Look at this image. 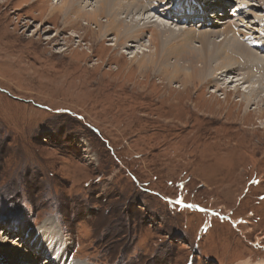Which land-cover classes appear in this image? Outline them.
<instances>
[{
  "label": "rangeland",
  "instance_id": "obj_1",
  "mask_svg": "<svg viewBox=\"0 0 264 264\" xmlns=\"http://www.w3.org/2000/svg\"><path fill=\"white\" fill-rule=\"evenodd\" d=\"M56 2L0 0V233L10 226L2 239L13 244L0 242V264L46 219L64 252L85 264H264V100L246 116L217 78L182 84L192 67L181 55L148 64L150 25L116 47L115 32L52 17ZM260 2L195 4L211 24L195 13L150 20L183 33L162 32L165 48L200 54L221 39V22L238 24L242 34L228 35L241 42L256 36ZM195 26L215 35L185 39ZM137 46L145 51L132 58Z\"/></svg>",
  "mask_w": 264,
  "mask_h": 264
},
{
  "label": "bare ground",
  "instance_id": "obj_2",
  "mask_svg": "<svg viewBox=\"0 0 264 264\" xmlns=\"http://www.w3.org/2000/svg\"><path fill=\"white\" fill-rule=\"evenodd\" d=\"M56 1H57L56 3L58 4L50 9V15L52 17L55 16V14L60 13L64 17H66V19L68 17H71L70 25H74V24L77 25V23H79L80 20H83L85 25L89 23L93 24V27L98 30L99 36L101 35L103 36L106 33L115 32L116 37L112 45L116 47L123 46L125 43H127V38H131L133 37V35L134 36L139 35L140 31L142 32L147 31L146 30L147 26L150 25L148 29L152 31V34L148 42L144 43L143 46L150 47L151 45L154 48L155 58L147 60L146 62L148 61L150 62L148 64H151L153 66L157 64L158 66L159 64H161V62H164L166 60L165 58H167L168 55H174V56L181 55L182 58H178V59H184L186 62L188 61L189 66L192 67V71L190 73H184L182 75L183 76L182 84L183 83L188 84L190 82H195V81L200 82L206 80L207 78L210 79L215 77L218 79L217 82L220 81V85H219L220 87L228 88V93H230V91H232L233 94L238 93L237 96H239V98H237L236 100L239 102V106H241V104L244 103L246 116L250 113L249 111H247L248 110L247 106H249L250 104L256 103L257 105L255 104L256 106L253 109L254 110L257 109V111H260L259 102L264 100V84L262 83V81H264V51H262L261 48H259V46L260 44L264 45V43H261L264 42V16L260 20L261 21L260 28L256 30L257 35L256 36L246 35L244 36L245 41L243 42L228 35L229 31H234V33H237L239 31L237 29L238 24H236L233 21L228 23H226V21L221 22L223 25V31L219 42H216L215 40V42H212L214 43L213 45H211L210 43L211 47L204 48L202 53L199 54L196 52L194 53L190 47H186V46H181L173 49L176 52L168 50L170 45L168 48H165L164 44L166 40L162 39L163 37L162 34L165 36L166 34L162 32H166L171 35L176 33L179 34L182 32L176 31V28L173 29L172 27L167 26L165 23L151 21L150 17L153 15L151 13H159L160 15L162 14L163 16H166L175 21L177 20L180 21L182 19L184 21L186 20L187 22L189 18L192 19V17L194 16V13L196 11L194 5L201 4L202 0H193V2L185 4L184 8H181L183 5L182 3L187 2V0H178L181 1V4L177 6L175 9H170V10L164 9L166 7V4H168L170 1L175 2L176 0H170V1L169 0H97L96 4L90 7H88L85 2H84L85 4H82L80 3V1L75 2L76 0L75 1L56 0ZM260 1H262L260 3H264V0H260ZM180 12L183 15L182 17L178 14ZM120 13H124V15L119 17ZM134 15H139V16L136 19L134 18ZM231 15L237 16L239 15V12H235V13L232 12ZM127 17L130 18V20L126 21L125 19H127ZM211 17L216 18V15L214 16V14H212ZM191 19H189V21H191ZM140 21H142L145 24V26L143 27L138 26ZM219 22L220 21H217L216 24H220ZM203 25H200L199 27H202ZM156 29L159 32H156ZM209 30L210 29L200 30L198 28L195 30L190 29V31L192 32L190 31H189L190 33L185 32L186 35L184 36L186 37L184 38L186 39L188 37L187 39H189L196 36L198 38L200 37L206 38V36L207 37L208 36L210 37V35L214 36L215 35L214 32ZM191 33L195 35L192 36ZM238 33L242 34L240 32ZM168 43L173 44L172 42L169 41ZM185 49L190 50L187 51L188 55L187 54L185 55L183 53ZM144 51H145L144 47L137 46V49L135 51H132L133 55L131 57L134 58L137 54L139 53L142 54ZM212 64L213 66H211V70H208L209 73H206L205 75L202 70H205L206 69L205 67H208ZM167 70H168L167 67H165L164 71ZM171 70L174 71V73H176L177 75H179V72L178 73L176 72L179 70V67L174 66V68H172ZM172 71L169 73H172ZM227 75L229 77H227ZM257 83L261 84V86L259 85L257 86L256 85ZM228 93L226 92L224 99H226ZM261 113H263V111H261ZM46 224H50V226L48 228L47 227L44 228ZM46 228L50 230H54L51 225L50 219L43 220V222L40 224L39 227H35L34 233L32 235L30 234L29 236L26 235L22 239L23 241L20 244L22 247L21 252L18 254L19 256L17 255V257L23 255V258L21 257V259L24 262L23 264H37L35 258H31L28 256L30 255L31 251L33 252L32 255H34L35 252H37V254L43 253L44 254L43 258L46 261L48 260L47 262L44 261L46 262V264H52V262L54 264H85L78 259L71 258L72 254L69 253L66 254L61 247V243L58 240L59 237L58 234L54 233L51 235L50 232L46 231ZM11 229L12 228L10 226H6L4 229H2V232L4 233L7 230L11 232L12 231ZM24 232L25 231H21L22 234ZM0 242L2 243L3 248L7 247L8 250L11 246H13V244H10L9 246L5 245L6 240L3 239L0 240ZM31 243L34 244V250L33 248L31 250ZM17 257H10L8 261L3 263L13 264L11 261H14V259H17ZM59 257L61 258L66 257V259L64 261L63 260L58 261Z\"/></svg>",
  "mask_w": 264,
  "mask_h": 264
},
{
  "label": "snow or ice",
  "instance_id": "obj_3",
  "mask_svg": "<svg viewBox=\"0 0 264 264\" xmlns=\"http://www.w3.org/2000/svg\"><path fill=\"white\" fill-rule=\"evenodd\" d=\"M2 238H4V236H3V234H2V233H0V239H2Z\"/></svg>",
  "mask_w": 264,
  "mask_h": 264
}]
</instances>
